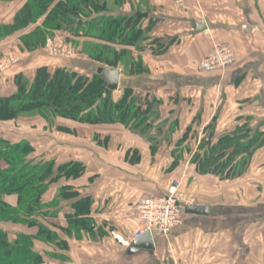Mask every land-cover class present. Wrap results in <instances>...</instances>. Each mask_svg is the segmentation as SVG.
Masks as SVG:
<instances>
[{
  "label": "crops",
  "instance_id": "crops-1",
  "mask_svg": "<svg viewBox=\"0 0 264 264\" xmlns=\"http://www.w3.org/2000/svg\"><path fill=\"white\" fill-rule=\"evenodd\" d=\"M26 1H0V27L12 24ZM140 1L149 12L143 26L150 19L156 22L150 36H167L173 43L158 56L148 48L134 53L148 73L130 77L119 68L122 84L114 92L115 99L125 87L139 97L159 99L157 123L177 122L171 139L175 143L165 144L163 137H157L160 146L153 154L147 140L119 125L85 126L56 119L47 126L40 117L0 122V137L12 143L29 142L38 161L52 160L56 165L73 161L85 166L78 179L50 184L41 202L49 206L61 187L70 186L81 197L92 198L91 216L105 232L96 240L65 235L60 229L67 227L66 217L73 210L70 202H62L55 209L56 216L39 220L67 243V249L40 241H34L33 248L44 255L46 264H264V147L234 181L198 176L190 165L196 147L171 173L162 172L169 169L175 144L188 127V142L197 144L205 134L213 133L215 142L244 123L264 133V0H135V5ZM119 12L131 15L132 6L125 4ZM192 21L204 22L207 31L196 33ZM35 25L0 41V57L15 59L0 75V98L15 92L16 75L32 78L42 66L78 73L92 68L93 63L83 55L53 58L41 57L43 49L21 50L20 37ZM213 43L231 46L236 62L223 73H199L196 64L208 55ZM128 152L129 156L137 152L139 161L131 164ZM172 181L187 186L186 192L195 198L191 206L204 208V212L183 213L182 224L166 237L153 233V251L134 248L136 205L144 198L162 196ZM6 201L16 205L15 197ZM1 228L10 237L37 234L36 227L19 224L3 223Z\"/></svg>",
  "mask_w": 264,
  "mask_h": 264
},
{
  "label": "trees",
  "instance_id": "trees-1",
  "mask_svg": "<svg viewBox=\"0 0 264 264\" xmlns=\"http://www.w3.org/2000/svg\"><path fill=\"white\" fill-rule=\"evenodd\" d=\"M134 1L27 0L16 12L13 23L0 27V41L26 30L42 19V26L20 37L21 50L34 52L44 48L47 39L56 31L65 32L73 39L89 38L100 44L87 42L80 54L93 63L94 72L92 68L78 73L66 68L50 70L42 66L35 70L32 78L23 74L16 75L15 92L0 98V122L14 121L34 112V115L50 125L56 119L85 126L119 125L147 140L154 154L160 143L158 138H154L155 143L149 141L146 134L151 129L150 120L155 118L156 123L159 121L158 106L161 101L148 95L139 97L129 87L120 89V96L114 99L112 95L105 94V86L96 74L98 65L108 69L122 67L123 72L130 77L148 73L140 57L134 59L129 51L148 39L147 35H150L156 22L150 19L147 26L143 27L145 19L140 16L149 15V12L142 7L141 1L138 6ZM125 4L132 6L131 15L119 12ZM172 43L173 40L164 43L156 38L148 49L158 56L165 53ZM115 47L120 49L116 50ZM144 50L140 48L139 53ZM163 124L166 121L156 124L159 125L158 134H161ZM169 126L174 127L175 132L178 124L172 122ZM59 131L69 133L64 128H59ZM190 132L191 127H188L176 143L177 146L188 143ZM212 139L213 133H210L199 140L190 165L198 176H211L221 182L242 177L251 157L264 147V133L258 128H251L248 123L237 126L233 132L219 137L215 142ZM174 152L170 171L183 160V157H175ZM33 153L34 149L27 141L12 143L0 137V264H46L44 255L35 252L34 241L67 249V243L39 220L56 216L55 209L62 202H70L73 210L66 217L67 227L60 229L65 235L76 239L84 235L92 240L105 235L91 216L92 198L81 197L72 187H61L49 206L41 202L50 184L60 179H78L84 174L85 166L73 161L60 165L52 160L38 161ZM129 154L127 158L131 164L139 161L137 152L131 156ZM9 197L16 198L15 206L6 201ZM3 223L36 227L37 234L10 237L1 228Z\"/></svg>",
  "mask_w": 264,
  "mask_h": 264
},
{
  "label": "built area",
  "instance_id": "built-area-1",
  "mask_svg": "<svg viewBox=\"0 0 264 264\" xmlns=\"http://www.w3.org/2000/svg\"><path fill=\"white\" fill-rule=\"evenodd\" d=\"M52 41L54 40L48 38L45 45L55 57L64 55L69 57L72 54V51L65 45L60 43L56 45ZM234 60V53L228 46L215 44L210 54L198 62L197 68L209 72L218 69L224 70ZM12 62H15L13 56L0 59V73H3ZM179 191L180 183L175 182L162 196L144 198L136 205L138 228L134 231L133 240L141 237L145 232H149L151 235L157 232L162 237H166L174 228L182 224L184 209L190 207L192 203L186 201L184 195Z\"/></svg>",
  "mask_w": 264,
  "mask_h": 264
},
{
  "label": "rangeland",
  "instance_id": "rangeland-1",
  "mask_svg": "<svg viewBox=\"0 0 264 264\" xmlns=\"http://www.w3.org/2000/svg\"><path fill=\"white\" fill-rule=\"evenodd\" d=\"M42 19H40L37 23H36V27H38V26H42ZM35 27V28H36ZM144 27V26H143ZM59 36H55L54 37V33H52V36H50L49 37V39H51V40H54V41H52L53 42V44H56V45H59V43L60 44H63V45H65V47L66 48H68V49H70L71 51H72V54L68 57V56H66V55H64V56H60V57H55L54 55H52L51 53H50V51H49V49L46 47V45L44 46V48H41V49H43V51L41 52L40 51V55H41V57H53V58H71V59H73V58H76L77 57V55H81L80 53L82 52V50H83V46L85 45V43H87V42H89V43H93V44H95V43H99L100 44V42H98V41H95V40H92V39H84V38H76V39H72V37L69 35V34H66V33H63L62 31H60L59 32V34H58ZM54 37V38H53ZM147 37H148V39L146 40V41H144L143 43H140L139 44V46L135 49V48H132V49H130V54L131 55H133L134 53H139L140 51V48L141 49H147V48H149L150 47V45H151V42H152V40L153 39H160L162 42H164V43H167V41L169 40V38H167V36H164V38H159V37H153V36H150L149 34L147 35ZM66 41V42H65ZM95 42V43H94ZM215 44H219V45H222V46H228L231 50H232V52L234 53V56H235V60H234V62L230 65V66H228V67H226L224 70H222V69H218V70H216V71H212V72H209V71H202V70H200V69H198L197 68V64H198V62H200L202 59H200L198 62H197V64H196V70L199 72V73H202V74H209V73H223V72H226L228 69H230L234 64H235V62H236V53H235V51H234V49L231 47V46H229V45H226V44H220V43H213V46L215 45ZM212 46V47H213ZM212 47H211V50H212ZM116 48V50H118V49H120V47H115ZM139 49V50H138ZM211 52V51H210ZM210 52L208 53V55L210 54ZM3 58L4 57H0V59L1 60H3ZM14 64V62H12L9 66H8V68L9 67H11L12 65ZM99 67H103L102 65H98ZM8 68H6L5 69V71L8 69ZM120 69H122L123 70V68L121 67ZM4 71V72H5ZM92 71L94 72V70H93V68H92ZM3 72V73H4ZM3 73H0V75L1 74H3ZM113 96V98L115 99L118 95H117V93H114V95H112ZM37 117H39L38 115H34V112L33 113H31V114H27V115H24V116H21V117H19V118H17L16 119V121H23V122H27L29 119H31V118H35V119H37ZM15 121V120H14ZM47 123V126H50V124L48 123V122H46ZM150 124H151V129H150V131L146 134V137H147V139L149 140V141H154V143H155V140H154V138L156 139L157 137H163V139H165L166 141H165V144H171V145H173V143H175L174 142V139L171 141V139H172V137H173V135H174V127H172V126H168L167 124H163L162 125V132H161V134H158V132H157V129L159 128V125H156L157 123H156V121H155V118H152L151 120H150ZM206 135L207 134H205V137H206ZM158 140V139H157ZM159 141V140H158ZM198 141V140H197ZM159 143H160V141H159ZM163 144V143H162ZM176 146H175V157H185L184 155L185 154H187L188 153V150L189 151H191V149H194L195 147H197V142H193L192 140H191V142H188V143H184V144H180V145H178L177 146V144H175ZM160 146V145H159ZM188 149V150H187ZM186 150H187V152H186ZM173 171V170H172ZM172 171H170L168 168L165 170V171H162V172H164L165 174H169V173H171ZM161 172V173H162ZM175 182H179L180 183V191L179 192H181L183 195H184V198L186 199V201H190L192 204L195 202V198L191 195V194H188L187 192H186V188L188 189V187L186 186V188L184 187V186H182V182L181 181H172L171 182V184H170V186L172 185V184H174ZM190 184L189 185H191V183L192 182H189ZM193 185V184H192ZM169 186V187H170Z\"/></svg>",
  "mask_w": 264,
  "mask_h": 264
},
{
  "label": "water",
  "instance_id": "water-1",
  "mask_svg": "<svg viewBox=\"0 0 264 264\" xmlns=\"http://www.w3.org/2000/svg\"><path fill=\"white\" fill-rule=\"evenodd\" d=\"M140 17L146 18L147 15L144 14ZM191 27L196 31V33H202L207 31L206 24L204 22L196 23L192 21L190 23ZM96 74L99 76L101 81L105 86V94L112 95L114 92H117L121 86V72L118 69H108L106 67H98L96 69ZM204 208L197 206H190L184 209L186 215H198L201 214ZM132 246L136 249L153 251L154 250V241L151 233L145 232L141 237L133 240Z\"/></svg>",
  "mask_w": 264,
  "mask_h": 264
}]
</instances>
